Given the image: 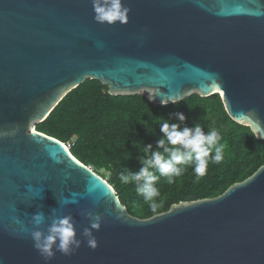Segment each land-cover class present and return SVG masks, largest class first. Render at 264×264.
Returning a JSON list of instances; mask_svg holds the SVG:
<instances>
[{
  "label": "water",
  "instance_id": "1",
  "mask_svg": "<svg viewBox=\"0 0 264 264\" xmlns=\"http://www.w3.org/2000/svg\"><path fill=\"white\" fill-rule=\"evenodd\" d=\"M126 24H100L92 0H0V264H264V165L215 198L132 216L110 183L37 131L87 79L154 105L219 94L264 141V0H123ZM149 96H152L150 99ZM67 201V202H66ZM71 256L46 262L32 216L73 217ZM55 251V250H54Z\"/></svg>",
  "mask_w": 264,
  "mask_h": 264
},
{
  "label": "trees",
  "instance_id": "2",
  "mask_svg": "<svg viewBox=\"0 0 264 264\" xmlns=\"http://www.w3.org/2000/svg\"><path fill=\"white\" fill-rule=\"evenodd\" d=\"M176 112L185 115L183 123L175 119ZM161 119L181 124V128L199 123L205 133L214 128L226 147L222 162H210L203 175L197 176L189 167L172 184L161 178L156 184L160 192L158 207L153 210L137 195L134 184H123L118 176L125 168L133 172L140 169L139 150L147 144L155 147L162 136ZM36 129L64 144L72 143V155L106 179L128 212L140 219L166 212L180 202L218 197L264 165V141L229 117L219 94L207 98L195 94L160 106L142 95L112 96L108 86L87 79L68 93Z\"/></svg>",
  "mask_w": 264,
  "mask_h": 264
},
{
  "label": "clouds",
  "instance_id": "3",
  "mask_svg": "<svg viewBox=\"0 0 264 264\" xmlns=\"http://www.w3.org/2000/svg\"><path fill=\"white\" fill-rule=\"evenodd\" d=\"M92 6L97 23L113 25L117 22L126 24L128 21L130 9L124 6L123 0H92ZM174 116L181 123L186 120L182 112H176ZM159 130L162 136L157 139L155 147L147 144L139 150L142 153L137 157L142 165L140 169L133 172L125 168L118 176L121 183L134 184L137 195L142 196L153 210L158 207L157 198L160 192L156 184L161 178L172 184L175 178L181 176L189 167L197 176L203 175L210 162L215 164L222 162L226 147V144L221 142L222 136L218 130L213 128L205 133L199 123L191 128L187 126L181 128V124L161 119ZM14 135V130H0V138ZM126 158L130 159L131 156ZM84 215L89 221V226L81 233L84 238L82 241L77 238L76 226L71 215L63 217L53 215L46 231H41L45 215L43 212L34 214L31 220L33 230L30 232L34 249L46 262L52 260L56 252L64 256L73 255L85 241L90 249L95 250L98 241L93 233L100 230L102 218L91 211L85 212Z\"/></svg>",
  "mask_w": 264,
  "mask_h": 264
},
{
  "label": "rangeland",
  "instance_id": "4",
  "mask_svg": "<svg viewBox=\"0 0 264 264\" xmlns=\"http://www.w3.org/2000/svg\"><path fill=\"white\" fill-rule=\"evenodd\" d=\"M72 144V143H71ZM70 143H68L67 145L70 146L71 145ZM101 173H105L104 171H100Z\"/></svg>",
  "mask_w": 264,
  "mask_h": 264
},
{
  "label": "built area",
  "instance_id": "5",
  "mask_svg": "<svg viewBox=\"0 0 264 264\" xmlns=\"http://www.w3.org/2000/svg\"><path fill=\"white\" fill-rule=\"evenodd\" d=\"M66 145V147L68 148V149H70V146H68L67 144H65Z\"/></svg>",
  "mask_w": 264,
  "mask_h": 264
}]
</instances>
